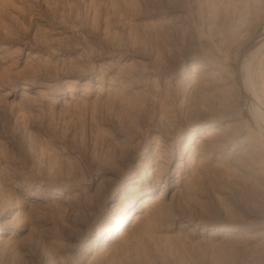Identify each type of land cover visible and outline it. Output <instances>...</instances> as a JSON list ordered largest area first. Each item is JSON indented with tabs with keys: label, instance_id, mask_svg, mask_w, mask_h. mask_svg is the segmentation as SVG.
Segmentation results:
<instances>
[{
	"label": "rangeland",
	"instance_id": "374dc122",
	"mask_svg": "<svg viewBox=\"0 0 264 264\" xmlns=\"http://www.w3.org/2000/svg\"><path fill=\"white\" fill-rule=\"evenodd\" d=\"M263 16L264 0H0V264H264ZM200 121L223 139L190 131L210 144L185 170ZM154 162L166 211L102 256L113 197Z\"/></svg>",
	"mask_w": 264,
	"mask_h": 264
},
{
	"label": "bare ground",
	"instance_id": "6f19581e",
	"mask_svg": "<svg viewBox=\"0 0 264 264\" xmlns=\"http://www.w3.org/2000/svg\"><path fill=\"white\" fill-rule=\"evenodd\" d=\"M262 17V16H261ZM264 17V16H263ZM259 20V19H258ZM259 22H260V20H259ZM257 24V23H256ZM260 24V23H259ZM262 24V23H261ZM224 25V24H223ZM240 25V24H239ZM258 25V24H257ZM256 25V26H257ZM227 26V25H226ZM241 26V25H240ZM239 26V27H240ZM243 26V25H242ZM241 26V27H242ZM245 26V25H244ZM263 26H264V24H263ZM224 27V26H223ZM232 28V27H231ZM230 27H229V30H232ZM246 28V26L244 27V29ZM224 29V28H223ZM228 30V29H227ZM228 30V31H229ZM219 31H221L220 29H219ZM225 32V31H224ZM245 32V36H246V31H244ZM222 33H223V31H222ZM222 33H220V35L222 34ZM226 33H228V32H226ZM230 33V32H229ZM248 33V32H247ZM250 33V32H249ZM224 34V33H223ZM231 35H232V33H230ZM262 34L264 35V27H263V30H262ZM219 35V34H218ZM218 35H217V37H218ZM220 35H219V37H220ZM225 35V34H224ZM242 35H244L243 33H242ZM247 35H249V34H247ZM222 36V35H221ZM245 36H243V38H245ZM260 36V35H259ZM218 37V38H219ZM225 37H226V35H225ZM224 37V38H225ZM227 38V37H226ZM225 38V39H226ZM228 38H229V40H230V37L228 36ZM232 39L234 38L233 36L231 37ZM222 39V38H221ZM247 39H249V37H247ZM245 40V39H244ZM259 44L258 45H256L255 47H251V45H250V47L252 48V50H255V52H256V50H258L259 48H261V46L264 44V36H261V37H259ZM242 41H243V39H242ZM246 41V40H245ZM256 42V41H255ZM258 42V41H257ZM243 44V43H242ZM252 44V43H251ZM254 45V44H253ZM252 45V46H253ZM246 46H249V44L248 45H246ZM249 49V48H248ZM251 51V50H250ZM252 52V51H251ZM250 53V52H249ZM194 68H195V65H193L192 67H191V70H194ZM243 83H245L244 85L245 86H247L248 85V83H246V82H243ZM34 89V86L33 85H31V84H27V85H23L22 87H21V90H22V92H30V91H32ZM260 112V111H259ZM261 113V112H260ZM261 115V118L264 120V114L263 113H261L260 114ZM206 120V119H205ZM218 126H220V124H218V122H216V121H211V122H208V121H200V122H198V123H196V124H194L190 129H189V131H187L185 134H187L186 136H185V139H186V141L183 143V145H185V147H189L191 150H193L192 151V154H188V155H186V156H184V157H182L181 156V154H180V157H179V159H181V160H183V163L185 164L184 165V168H185V170H186V168H188L187 166H188V164H189V161L191 160L190 158H192V157H196V155H198V156H200V153H201V151H203V146H206L207 144L209 145L210 143H206V139H209L208 137H206V136H208V135H210V134H208V135H205V136H201V137H199L198 139H194V137L191 135V133H193V135H195V134H198L199 132H200V130L202 129V128H206V127H209L210 128V130H212V131H216L217 133H215V134H219V136H220V138L221 139H223L222 138V133H218V131H217V128H218ZM219 130V129H218ZM186 131V130H185ZM190 131H194V132H191L190 133ZM225 137H226V135H224ZM227 138V137H226ZM221 139H219V140H221ZM179 140V136H178V139H177V141ZM228 140V139H227ZM223 141V143H225L224 142V140H222ZM164 142V141H163ZM167 142V141H166ZM209 142H210V140H209ZM193 143V146L191 145ZM166 144V143H165ZM164 144V145H165ZM206 144V145H205ZM167 145V144H166ZM208 145H207V147H208ZM181 146V145H180ZM146 147L147 146H145L144 148H143V153L144 152H146ZM184 148V147H183ZM188 148V149H189ZM205 148V147H204ZM182 149V148H181ZM185 149V148H184ZM187 149V148H186ZM183 150V149H182ZM182 152V151H181ZM148 153V152H147ZM191 153V152H190ZM154 155H157V154H154ZM150 156L151 155H149V154H147L146 156H141L142 158H144V160L145 161H148L149 160V158H150ZM157 158V157H156ZM194 159V158H193ZM156 161V160H155ZM154 165H152L151 167H150V169L147 171V172H140L138 175H136V174H134V173H136L137 172V170H134L133 172V174L131 175V177H133L132 178V180L135 182V183H131V184H129V185H127V186H125V191L124 192H122V194L119 196V197H113V200L111 201V203H110V205H109V208H108V215H107V220H106V222H105V224H104V226H103V228H102V231L101 232H99V233H97L96 234V237L95 238H93V240H95L94 242H93V249H95L96 251H98V252H101V255H102V252L104 253V251L106 250V248L109 246V244L114 240V237H116V236H119L121 233H124V231H125V225L127 224V223H129V221L132 219V217H133V220H135V221H141L140 223L142 224V221H144V220H141V219H143V215L141 214V212L143 211V209L144 208H146V207H148V206H150V205H153V204H155V203H157L158 202V204L159 203H161V205H162V208H160V209H162L163 210V212L164 211H166V209H167V203L165 204L164 203V201H165V196H164V194H162L164 191L163 190H160L159 192H158V194H153V192H154V189H155V187L159 184V181H160V179L162 178V174H164V173H162L164 170L163 169H161V171L162 172H158L157 171V168L158 167H156L157 166V164L154 162L153 163ZM167 172V171H166ZM169 174H170V182H169V184H170V187H172V186H174V185H176V183H178V181H179V179L181 178V175H178V174H176L175 173V171H174V169H172V170H170V172H168ZM167 177V176H166ZM175 178V179H174ZM166 179V178H165ZM147 182H150V184H151V186L150 187H148V189H146V190H141V188H140V185H142V183L144 184H146ZM30 197H33L32 199H33V201H37V200H39L40 199V197L38 196V195H32V196H30ZM164 208H165V210H164ZM15 210V206H10V207H8V209L7 210H3L2 212H3V214L0 216V219L3 217V216H6V215H12V213H13V211ZM161 210V211H162ZM159 211V210H158ZM160 211V212H161ZM14 215V214H13ZM11 216L12 218L14 217V216ZM153 215V214H152ZM155 217H156V215H155ZM154 217V218H155ZM11 219V218H10ZM14 219H15V217H14ZM157 219V218H156ZM159 219V218H158ZM155 219H152L151 221H154ZM3 221V220H2ZM13 221V220H12ZM15 221V220H14ZM9 223V222H8ZM12 222H10V224H11ZM144 223V222H143ZM155 223V222H154ZM157 223V222H156ZM182 223V226L183 227H188L189 225H190V221H183V222H181ZM15 224V223H14ZM11 226H13L12 224H11ZM114 226H118L116 229H115V231H113L112 232V228L114 227ZM122 226H124V227H122ZM9 228H11L10 226H9V224L7 225L6 223H4V222H0V237L1 236H3L6 232L8 233V230L7 229H9ZM16 229V228H15ZM134 232H135V229H134ZM222 232V230H220V229H216V230H212V231H210L209 232V235L210 236H215V235H217V234H220ZM130 233H132V235H133V232H130ZM127 236H128V234H127ZM128 238V237H127ZM130 238V237H129ZM129 238L127 239V240H129ZM136 238V237H135ZM132 241H137V240H133V236H132ZM137 239H138V237H137ZM128 242H130V240L128 241ZM127 242H125V244H126ZM133 243V242H132ZM131 243V244H132ZM137 243V242H136ZM82 244V243H81ZM120 245H124V243L123 244H120ZM81 246V245H80ZM126 246H127V244H126ZM82 247H83V249L84 250H87V252L88 251H90L92 248V245H90V241L88 242H83V244H82ZM123 247V246H122ZM118 248H120V247H118ZM122 250H125V248L124 249H122ZM116 251H117V248H116ZM97 252V253H98ZM111 252H113V251H111ZM111 252H110V254H111ZM120 252V251H119ZM113 253H115V252H113ZM112 253V254H113ZM95 254V253H94ZM129 254V253H128ZM108 255V254H107ZM114 255H117V252L114 254ZM102 256H104V254L102 255ZM111 256V255H110ZM110 256H107V257H110ZM131 256H132V254H131ZM142 257H143V255H141ZM140 256V257H141ZM95 257V256H94ZM106 257V258H107ZM112 257V256H111ZM115 257V256H114ZM127 257V256H126ZM137 257V256H136ZM148 257V256H147ZM97 258V257H96ZM113 258V257H112ZM123 258V257H122ZM143 258H145V257H143ZM142 258V259H143ZM95 259V258H94ZM133 259V258H132ZM136 259V258H135ZM135 259H134V261H135ZM149 259V258H148ZM96 260V259H95ZM104 260V259H103ZM106 261H108L107 259H105ZM110 260V259H109ZM141 260V259H140ZM145 260V259H144ZM117 261V260H116ZM133 261V262H134ZM136 262H138V264H143L142 263V260H141V262L140 261H138V259L136 260ZM135 262V263H136ZM146 262V261H145ZM94 263V262H93ZM96 263V262H95ZM102 263H103V261H102ZM56 264V263H55ZM91 264V263H90ZM107 264V263H106ZM137 264V263H136Z\"/></svg>",
	"mask_w": 264,
	"mask_h": 264
}]
</instances>
